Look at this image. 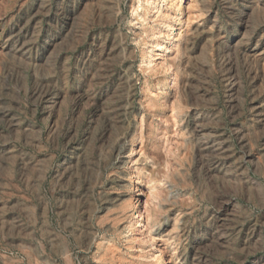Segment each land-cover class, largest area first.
Returning a JSON list of instances; mask_svg holds the SVG:
<instances>
[{
  "label": "rangeland",
  "instance_id": "1",
  "mask_svg": "<svg viewBox=\"0 0 264 264\" xmlns=\"http://www.w3.org/2000/svg\"><path fill=\"white\" fill-rule=\"evenodd\" d=\"M169 2L0 0V264H264V0Z\"/></svg>",
  "mask_w": 264,
  "mask_h": 264
},
{
  "label": "bare ground",
  "instance_id": "2",
  "mask_svg": "<svg viewBox=\"0 0 264 264\" xmlns=\"http://www.w3.org/2000/svg\"><path fill=\"white\" fill-rule=\"evenodd\" d=\"M155 1L156 0H153V1L148 0V3L153 4ZM162 2H163V5H165L167 2H169V0H162ZM153 59H154V55H153L152 51L148 52L146 54V57H145V63L147 64V66L150 67L152 65ZM135 193L136 192H134V197H136ZM135 201L136 202H133L130 206L131 212H132V217H133V224H134V226H136L140 230H143L145 225H144V214H143L144 212L141 208L142 204L136 198H135ZM129 230H131V228H129ZM153 241L149 244V249L151 250V252H153V254L151 257H148V260L149 259L152 260L153 264H166L164 259H163L162 250L160 248H158Z\"/></svg>",
  "mask_w": 264,
  "mask_h": 264
}]
</instances>
